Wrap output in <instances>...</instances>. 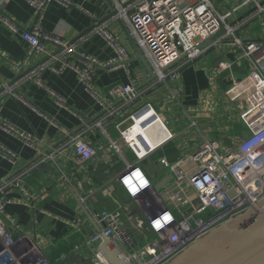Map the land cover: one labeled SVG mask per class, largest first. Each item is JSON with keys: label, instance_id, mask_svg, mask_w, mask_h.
Here are the masks:
<instances>
[{"label": "crops", "instance_id": "1", "mask_svg": "<svg viewBox=\"0 0 264 264\" xmlns=\"http://www.w3.org/2000/svg\"><path fill=\"white\" fill-rule=\"evenodd\" d=\"M70 1V6L56 1L44 6L40 20L43 32L73 43L76 50L92 59L108 62L116 56L115 50L102 35L91 32L92 29L86 31L97 20L106 23L109 30L118 35L129 53L128 59L115 66L94 65L90 91L78 80L74 70L67 68L55 73L50 69L51 65L60 66L63 59L77 60L76 52L62 53L61 50L19 78L28 46L21 38V31L12 30L0 18V115L8 124L33 138L44 155L51 154V158L43 160L42 153L0 127V144L16 156V163H12L0 154V180L23 174L29 194L23 196L16 190L9 191L12 202L7 212L35 232L37 243L44 247L53 264H58L59 254L94 231L93 223L72 192L78 198L87 196V202L82 204L90 216L102 208H120L119 200L125 199L119 185L110 181L122 162L118 155L109 152L107 145L110 139L119 141L116 124L124 115L146 102L164 110V120L173 137L152 154L155 166L143 164L154 184L167 177L170 179L165 184L171 182L170 171L156 164L158 158L173 162L192 153L206 139L227 141L248 132L247 104L252 94L247 90L251 89L232 87L230 80L243 79L251 71V61L239 57L244 43L264 41V0H260L262 9L246 4L228 18V24L235 28L234 36L222 39L223 31H220L202 43L206 50L199 56L189 61L180 59L171 67L178 68V77L158 81L156 77L151 79L146 59L145 63L139 58L140 50L126 24L110 19L108 0ZM211 2L218 12H227L242 0ZM0 8L2 16L21 26L33 21V8L25 0H4ZM83 32L86 33L79 37ZM234 37L241 45L234 42ZM43 44L47 51L35 54L24 70L56 50L51 42L43 41ZM10 82L13 83L8 85ZM130 82L136 90L132 101L125 102L108 94L110 86ZM157 131L154 126L145 136L149 140ZM77 134L96 148L105 147L106 154L100 152L82 167L75 165L70 140ZM122 152L125 153L123 149ZM100 156H107V160L111 157L116 164L109 167ZM72 221L78 222V230L72 228ZM87 260L85 256H74L70 261L85 263Z\"/></svg>", "mask_w": 264, "mask_h": 264}, {"label": "built area", "instance_id": "2", "mask_svg": "<svg viewBox=\"0 0 264 264\" xmlns=\"http://www.w3.org/2000/svg\"><path fill=\"white\" fill-rule=\"evenodd\" d=\"M3 1L0 0V4ZM25 1L33 8V21L29 25L21 26L0 14L12 30L21 31V38L27 43V58L22 71L35 54L47 51L43 41L51 42L63 46L62 53L76 52L77 60L63 59L60 66L51 65L50 69L55 73L67 68L74 70L78 80L90 91L94 65L111 67L129 58L128 50L118 35L111 32L106 23L97 20L91 32L102 35L116 52L108 62L92 59L76 50L73 43L56 34L43 32L40 20L44 6L51 1L70 6V0ZM108 2L110 14L113 13L110 19L126 24L130 37L158 81L178 77V68L171 67L180 59L189 61L199 56L206 50L202 43L220 31H223L222 39L234 36L235 28L228 24V18L239 7L249 4L262 9L260 0H242L227 12H218L211 0ZM234 42L241 45L238 38L234 37ZM239 57L251 61V71L243 79H232L230 86L251 89L247 90L252 94L247 104L248 132L227 141L206 139L192 153L173 162L165 157L158 158L156 164L170 171L171 182L156 190L143 164L154 165L152 154L173 137L165 123L164 110L146 102L124 115L116 124L119 141L110 139L107 144L109 152L118 155L122 162L110 181L119 185L124 202L117 209L95 211L92 218L98 230L75 244L69 254H61L57 263L68 264L70 254H74L85 256L91 264H108L97 251L101 237L105 236L116 243L129 264H167L190 244L225 222L248 210L258 213L264 209V203L259 205L264 200V41L245 42ZM108 94L129 102L136 97V90L133 82L114 84L108 88ZM57 102L61 103L60 100ZM154 126L158 131L148 140L145 135ZM0 127L22 138L44 155L33 138L8 124L1 115ZM70 143L74 153L72 161L80 167L100 152L106 154L104 151H107L105 147L96 148L84 141L79 134L73 136ZM122 149L129 151L133 159L128 160ZM0 154L16 163L15 154L1 144ZM46 157L51 158V154L42 156L43 160ZM106 157L100 156V159H104L109 167L116 164L111 157L108 160ZM22 175L14 174L0 180V264H52L44 247L37 243L35 232L7 212L12 202L9 191L16 190L23 196L29 194ZM79 199L87 202L86 195ZM189 208L191 211L188 212ZM70 224L72 228L79 229L77 221Z\"/></svg>", "mask_w": 264, "mask_h": 264}, {"label": "water", "instance_id": "3", "mask_svg": "<svg viewBox=\"0 0 264 264\" xmlns=\"http://www.w3.org/2000/svg\"><path fill=\"white\" fill-rule=\"evenodd\" d=\"M92 28L93 26L86 31L88 32ZM85 33L83 32L79 37ZM55 46L56 50L52 54L45 56L36 65L24 70L18 77L20 78L26 75L36 66L64 49L61 45L55 44ZM138 53L139 58L145 62L144 56L140 51ZM146 65L150 70L151 79L154 78L155 75L151 72L149 65L147 63ZM12 83L10 82L8 85ZM168 179L170 177L155 183L154 188L156 190L160 189ZM72 195L93 223L94 231H97L98 227L94 223L92 216L86 211L78 196L73 192ZM263 203L264 200L259 205L261 206ZM189 211H191L190 208L188 209ZM92 233L93 231L90 235ZM97 251L100 252L108 264H129L116 243L108 237H101ZM167 264H264V209L258 213H254L253 210H248L232 220L225 222L190 244Z\"/></svg>", "mask_w": 264, "mask_h": 264}, {"label": "rangeland", "instance_id": "4", "mask_svg": "<svg viewBox=\"0 0 264 264\" xmlns=\"http://www.w3.org/2000/svg\"><path fill=\"white\" fill-rule=\"evenodd\" d=\"M166 118H167V120L169 119V117H168V114H166ZM125 155H126V157H127V159L128 160H132L133 159V157H132V154L129 152V151H125ZM120 202L119 203H123L124 202V200L121 198V200H119ZM88 262H85V263H81V262H79V261H77L76 263H72L71 261L70 262H68V264H90L91 263V261L90 260H87ZM90 262V263H89Z\"/></svg>", "mask_w": 264, "mask_h": 264}, {"label": "trees", "instance_id": "5", "mask_svg": "<svg viewBox=\"0 0 264 264\" xmlns=\"http://www.w3.org/2000/svg\"><path fill=\"white\" fill-rule=\"evenodd\" d=\"M71 249H72V247L71 248H69V250L68 251H66V252H63V253H61V254H69L70 253V251H71ZM61 254H59L58 255V257L56 258V260L60 257V255ZM74 256H80V257H84L83 255H74V254H70V256H69V262H70V260L74 257ZM89 260V259H88ZM53 264V263H52ZM59 264V263H58Z\"/></svg>", "mask_w": 264, "mask_h": 264}, {"label": "snow or ice", "instance_id": "6", "mask_svg": "<svg viewBox=\"0 0 264 264\" xmlns=\"http://www.w3.org/2000/svg\"><path fill=\"white\" fill-rule=\"evenodd\" d=\"M133 191H135V189H133ZM165 219H168V218L165 217ZM156 226H157L158 228L160 227V223H159V221H157Z\"/></svg>", "mask_w": 264, "mask_h": 264}, {"label": "clouds", "instance_id": "7", "mask_svg": "<svg viewBox=\"0 0 264 264\" xmlns=\"http://www.w3.org/2000/svg\"><path fill=\"white\" fill-rule=\"evenodd\" d=\"M142 184H143V181H142Z\"/></svg>", "mask_w": 264, "mask_h": 264}]
</instances>
